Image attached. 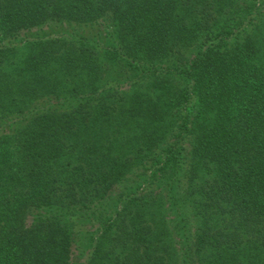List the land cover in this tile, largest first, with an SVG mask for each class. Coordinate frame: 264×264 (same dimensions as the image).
<instances>
[{
	"label": "trees",
	"instance_id": "16d2710c",
	"mask_svg": "<svg viewBox=\"0 0 264 264\" xmlns=\"http://www.w3.org/2000/svg\"><path fill=\"white\" fill-rule=\"evenodd\" d=\"M0 264H264V0H0Z\"/></svg>",
	"mask_w": 264,
	"mask_h": 264
},
{
	"label": "rangeland",
	"instance_id": "374dc122",
	"mask_svg": "<svg viewBox=\"0 0 264 264\" xmlns=\"http://www.w3.org/2000/svg\"><path fill=\"white\" fill-rule=\"evenodd\" d=\"M51 30H52V29H51ZM51 30H50V28L45 27V31H51ZM55 30H56V29H55ZM57 30H60V29H57ZM52 31H54V30H52ZM125 183H126V182H124V183H122V184L125 185ZM120 188H121V187H120V185H119L118 191L120 190Z\"/></svg>",
	"mask_w": 264,
	"mask_h": 264
}]
</instances>
